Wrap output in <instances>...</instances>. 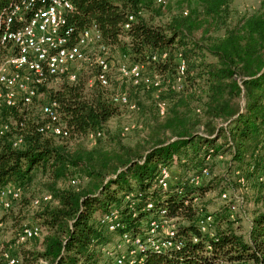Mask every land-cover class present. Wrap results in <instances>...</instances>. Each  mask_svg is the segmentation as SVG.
Listing matches in <instances>:
<instances>
[{
  "label": "trees",
  "instance_id": "16d2710c",
  "mask_svg": "<svg viewBox=\"0 0 264 264\" xmlns=\"http://www.w3.org/2000/svg\"><path fill=\"white\" fill-rule=\"evenodd\" d=\"M70 2L71 44L94 29L98 38L92 61L103 47L110 58L118 54L121 61L143 66L144 74L157 76L160 85L104 88L93 63L85 64L74 83L63 78L55 91L45 90L49 79L38 93L57 104L69 130L66 139L39 133L44 104L37 113L35 100L3 112L10 132L0 137V190L20 187L25 206L44 195L36 197V187L51 196L36 208L40 246L21 249L19 264L97 263L103 249H112L113 237L141 236L158 208L174 219L180 247L145 251L135 264H264V209L254 211L245 233L230 216L213 213V236H204L196 224L200 209L194 200L212 189L214 181L168 191L156 184L163 165L175 164L185 175L202 168L210 172L205 157L212 151L210 159L227 160V173H252L262 190L257 204L264 203V0L255 12L242 14L232 8V0H186L185 10L167 17L162 10L173 1L165 6L155 0ZM10 5V0H0V13ZM129 17L133 20L125 29ZM5 55L1 51L0 60ZM181 62L185 69L176 90ZM116 93L125 94L136 110L113 104ZM159 104L165 105L163 116ZM120 113L128 116L126 124L107 130ZM129 124L136 126L130 133L140 137L132 146L121 136V128ZM98 132L102 136L91 144L88 136ZM16 137L22 142L15 148ZM221 179L227 182L224 175ZM73 180L79 184L71 185ZM110 210L120 221L112 232L102 222Z\"/></svg>",
  "mask_w": 264,
  "mask_h": 264
},
{
  "label": "built area",
  "instance_id": "2783aa9c",
  "mask_svg": "<svg viewBox=\"0 0 264 264\" xmlns=\"http://www.w3.org/2000/svg\"><path fill=\"white\" fill-rule=\"evenodd\" d=\"M8 9L0 13V52L6 55L0 60V137L10 132V125L2 118L4 111L12 108L30 105L38 97V89L49 79L65 78L69 83H74L78 76V69L74 67L82 64L93 63L99 69L96 76L97 82L104 88L109 86V72L111 61L106 55L105 48H100V54L94 60L88 56L86 49L92 47L97 38L94 29L85 30L80 34L74 44H71L72 28L67 23V17L73 12L74 7L70 0H10ZM173 0H155L159 6H165ZM133 20L128 18V24ZM166 57L161 55V59ZM154 57L153 60H156ZM184 63L179 64L178 78L174 84L175 89H180L184 74ZM144 67L139 64L128 63L125 60L117 65V72L121 79L133 86L158 87L160 80L157 76L144 74ZM112 103L127 108L129 112L136 110L134 103L129 102L127 96L116 93L112 96ZM159 115L163 116L165 105H158ZM42 124L39 133L47 137L66 139L69 130L61 122L57 111V104L53 101L46 102L40 111ZM136 126L125 125L121 128V136L129 134ZM102 136L101 132L90 134L89 142L92 144L96 138ZM20 137H16L13 146L21 144ZM205 157L209 162L210 154ZM264 167V155L263 163ZM246 171H237V175H244ZM208 168L196 170L190 175H185L177 169L175 164L159 166L156 177L157 186L168 191L173 186L198 187L209 178ZM79 182L71 181L76 186ZM181 191V189H180ZM23 191L18 186H7L0 190V214L6 213L12 204L22 197ZM51 197L43 195L32 202L33 208L49 203ZM196 199L194 200V202ZM220 201L225 207H232L231 195L227 192L220 194ZM153 206L147 205V211H152ZM145 231L141 236L130 237L123 234L116 246L112 249H103V259L91 264H135L141 253L145 251L165 252L179 249L177 231L174 219L168 217L163 208L151 213ZM232 219V217H230ZM108 225V231H115L120 227L119 216L116 211L110 210L102 218ZM196 224L199 232L204 236H213L215 215L199 210ZM3 223L0 221V233ZM42 238L41 229L37 225L22 226L15 236V244H25ZM5 264H19V260L9 251L2 253Z\"/></svg>",
  "mask_w": 264,
  "mask_h": 264
},
{
  "label": "rangeland",
  "instance_id": "374dc122",
  "mask_svg": "<svg viewBox=\"0 0 264 264\" xmlns=\"http://www.w3.org/2000/svg\"><path fill=\"white\" fill-rule=\"evenodd\" d=\"M260 0H232V8L238 13H253L257 10ZM186 0H173V2L165 7L162 11L165 17L170 14H175L180 11L181 7L185 10ZM89 57L97 54L96 49L89 47L86 49ZM110 63L109 72V88L111 90H125L129 89V82L122 80L117 72V65L120 63V57L118 54L112 55V58L107 56ZM85 64L78 65L75 68L78 72L86 69ZM63 78H56L48 81L44 86L45 90L50 92L55 91L61 84ZM125 81V82H124ZM47 102V99L43 93H39L38 97L33 102L35 110L38 113L40 105ZM30 107L29 110L33 109ZM128 121V116L126 114H119L116 118L109 121L107 125V130L115 132L119 127L126 124ZM13 125V123H10ZM140 137L138 133L132 132L122 137V142L127 145H134ZM89 145L88 142H86ZM210 175L205 184L210 183V180L214 181L212 189L207 191L205 195L196 199L195 205L198 209L203 210L205 213L209 214H224L227 217H232L231 221L234 222L235 227L237 226L241 232H246L249 228V221L253 216L255 210H263L264 203H258V198L262 195V190L259 187L256 177L252 173H245L244 175H237L236 173H227V160L210 159L209 160ZM226 178L227 182L222 181V176ZM221 180V181H220ZM33 192L36 197L40 195H49L42 187L34 188ZM222 192H227L231 195L232 207H226L220 201V194ZM51 197V196H50ZM24 197L12 204V209L6 213L0 214V221L3 223V229L0 233V264H5L2 258V253L9 251L16 258H20V251L29 250L33 248H39L41 239L37 241H31L25 244H14L15 236L19 229L24 225H36L38 221L36 220L37 210L33 208L30 204L28 206L24 205ZM145 226V224H144ZM120 238H112V246L115 247ZM111 246V247H112ZM112 247V248H113ZM21 264V263H20Z\"/></svg>",
  "mask_w": 264,
  "mask_h": 264
}]
</instances>
